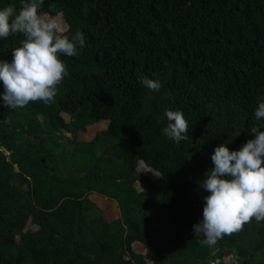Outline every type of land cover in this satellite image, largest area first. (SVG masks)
<instances>
[{"label":"trees","instance_id":"obj_1","mask_svg":"<svg viewBox=\"0 0 264 264\" xmlns=\"http://www.w3.org/2000/svg\"><path fill=\"white\" fill-rule=\"evenodd\" d=\"M8 5L21 7L20 0H0ZM40 11L62 17L67 34L80 30L85 46L61 56L68 74L53 102L0 105V146L20 155L9 161L0 150V264H230L224 259L234 252L235 264H264L256 257L264 254V221L253 218L211 248L192 228L202 216L207 193L199 181L214 147L240 148L257 123L264 0H43ZM22 39L0 40V59H10ZM144 76L158 79L160 90L144 88ZM18 109L72 134L77 177L43 164L51 156L45 134L15 139L6 121ZM165 110L182 111L185 140L162 134ZM102 122L106 128L92 141L77 140ZM25 148L33 153L31 181L20 160ZM140 164L159 176L140 173ZM110 186L118 188L107 195L121 212L112 222L91 199Z\"/></svg>","mask_w":264,"mask_h":264},{"label":"clouds","instance_id":"obj_2","mask_svg":"<svg viewBox=\"0 0 264 264\" xmlns=\"http://www.w3.org/2000/svg\"><path fill=\"white\" fill-rule=\"evenodd\" d=\"M0 7V40L20 34L23 39L11 51L10 59H0V105L23 108L29 102H53L58 87L67 76V65L61 56L73 57L85 46L80 30L67 34L56 16L40 11L43 0H20ZM139 83L158 92L161 82L147 76ZM168 123L164 136L174 142L187 138L188 123L180 110H165ZM257 122L249 129L250 138L240 148L230 150L227 143L214 147L210 167L199 187L203 197L201 218L193 224L194 237L209 248L223 236L241 230L253 218L264 221V99L253 112Z\"/></svg>","mask_w":264,"mask_h":264},{"label":"rangeland","instance_id":"obj_3","mask_svg":"<svg viewBox=\"0 0 264 264\" xmlns=\"http://www.w3.org/2000/svg\"><path fill=\"white\" fill-rule=\"evenodd\" d=\"M61 20L63 23V26L65 30L67 29V26L65 22L63 21L62 17H57ZM25 109H18L17 114L15 116H12L9 114V117L6 121V124L9 126L10 130L15 134V139L17 141H24L26 137L32 136V131H35L38 135L45 134L47 144L50 148L51 156L45 160L46 166L49 169H52L55 172H60L62 176L68 178V179H74L77 177V173L80 170V166L78 165V161H80L81 158H78L74 155V149L75 146L72 143V134L66 131H52L51 127L49 126L48 122L41 116L33 118L31 116L28 117V119L23 117V112ZM67 121L70 120L69 116H66ZM106 123H99L93 126H90L85 133H79L77 135V140L79 142H90L92 141L96 134L106 128ZM31 132V133H30ZM38 142L36 141V144ZM109 144V143H108ZM107 146V144L105 145ZM1 152L7 157V159L10 161L12 160V157H16L18 159L20 155L17 153L12 154L11 152H8L4 148L0 146ZM104 148L100 150L98 155H101ZM26 157L25 160L20 159L21 163L27 167L28 172H24L20 168H16L17 173H21L23 171L24 176L28 178L30 181L32 180V176L30 178V175L34 174V169L31 167V160L33 157V153L29 152L27 148H25L22 152ZM139 172L152 176V177H158L155 172L145 167L143 164H140L139 166ZM15 182H18L17 179L14 180ZM20 183V182H19ZM18 184V183H15ZM104 192L103 194L100 193H93L91 195V199L101 208V210L104 213V216L106 220L109 222H112L116 219H119L121 217V212L119 208V202L113 199L112 197L108 196L107 194L112 195H118V188L115 186L105 187L103 188ZM135 189L137 191H141V186L139 184L135 185ZM108 196V197H107ZM28 229L35 230L36 227L33 224H29ZM135 252L144 255L146 253V249L141 244H135L134 245ZM218 250L217 248H213L212 250V258L217 257ZM258 257L260 260L264 259V254H258ZM237 253L234 252L233 256L230 258L224 259L226 263L235 264L237 259ZM210 264H214L212 261H210Z\"/></svg>","mask_w":264,"mask_h":264},{"label":"water","instance_id":"obj_4","mask_svg":"<svg viewBox=\"0 0 264 264\" xmlns=\"http://www.w3.org/2000/svg\"><path fill=\"white\" fill-rule=\"evenodd\" d=\"M45 163V161H43V164Z\"/></svg>","mask_w":264,"mask_h":264}]
</instances>
